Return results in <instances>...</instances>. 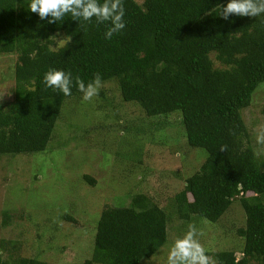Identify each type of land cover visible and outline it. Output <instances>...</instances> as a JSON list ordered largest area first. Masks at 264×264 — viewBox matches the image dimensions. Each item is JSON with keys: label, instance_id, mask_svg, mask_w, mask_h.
<instances>
[{"label": "trees", "instance_id": "1", "mask_svg": "<svg viewBox=\"0 0 264 264\" xmlns=\"http://www.w3.org/2000/svg\"><path fill=\"white\" fill-rule=\"evenodd\" d=\"M228 2L123 0L126 27L105 39L109 22L93 18L82 29L66 15L50 24L28 10L30 0H0V53L15 54L12 100L0 104V154L46 149L63 104L81 94L76 78L87 84L96 73L102 83L114 80L121 99L136 102L148 116L178 113L185 144L200 154L190 172L179 166L173 172L181 186L169 211L138 191L127 206L103 208L81 264H139L164 243L166 213L190 224L197 218L215 222L234 198L244 213L236 229L240 257L232 250L206 252L219 264H264V160L255 156L241 115L264 82V14L225 20L218 6ZM57 33L71 35L72 42L53 52L49 37ZM49 69L71 73L70 96L46 87ZM221 145L227 151H219ZM62 218L74 220L67 213ZM7 253L1 264H63Z\"/></svg>", "mask_w": 264, "mask_h": 264}, {"label": "rangeland", "instance_id": "2", "mask_svg": "<svg viewBox=\"0 0 264 264\" xmlns=\"http://www.w3.org/2000/svg\"><path fill=\"white\" fill-rule=\"evenodd\" d=\"M14 61V53H0V104L12 100ZM102 84V94L91 101L81 93L63 104L46 149L0 154V261L9 259V252L13 258L81 264L91 253L103 208L127 206L138 191L169 211L181 186L173 175L176 167L188 173L198 165L200 154L185 144L178 113L148 116L136 102L121 99L114 80ZM250 99L241 115L255 156L264 160V153L256 155L262 147L256 132L264 125V82ZM234 199L215 222L191 223L203 232L198 239L206 251L232 250L239 258L242 240L236 229L244 225V213ZM63 213L74 220H65ZM166 214L164 243L139 264H166L174 241L187 231L190 223Z\"/></svg>", "mask_w": 264, "mask_h": 264}, {"label": "clouds", "instance_id": "3", "mask_svg": "<svg viewBox=\"0 0 264 264\" xmlns=\"http://www.w3.org/2000/svg\"><path fill=\"white\" fill-rule=\"evenodd\" d=\"M219 7V15L227 20L229 15L257 17L264 14V0H229L225 6ZM28 10L36 13L41 20L47 19L48 23L63 21L66 15L72 20L80 22L83 29L87 22L95 18L97 24L109 22L110 26L105 32V39H111L114 34L121 32L125 27V8L123 0H30ZM59 33L51 38L56 46L49 45L50 51H58L66 48L72 42L71 35H64L57 39ZM46 87L57 89L64 96H70L73 79L70 72L58 69H49L43 78ZM75 86L83 93L84 101H91L99 95L102 88L100 73L94 74V79L85 84L79 77L76 78ZM2 99V97H0ZM256 143L262 147L257 150L256 155L264 153V125L259 126L256 132ZM227 145H221L219 151H227ZM203 232L195 224H189L185 234L177 238L171 246L167 264H219V261L207 254L199 236ZM235 259H238L235 257Z\"/></svg>", "mask_w": 264, "mask_h": 264}]
</instances>
